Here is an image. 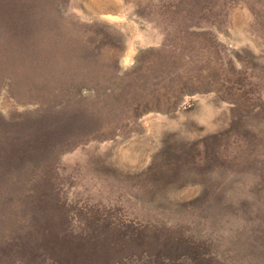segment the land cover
<instances>
[{"label":"rangeland","instance_id":"obj_1","mask_svg":"<svg viewBox=\"0 0 264 264\" xmlns=\"http://www.w3.org/2000/svg\"><path fill=\"white\" fill-rule=\"evenodd\" d=\"M0 264H264V0H0Z\"/></svg>","mask_w":264,"mask_h":264}]
</instances>
